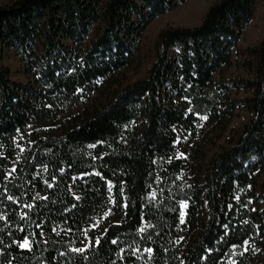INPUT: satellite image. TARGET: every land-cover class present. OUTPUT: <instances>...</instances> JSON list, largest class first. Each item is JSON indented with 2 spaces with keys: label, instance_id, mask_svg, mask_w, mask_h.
<instances>
[{
  "label": "trees",
  "instance_id": "16d2710c",
  "mask_svg": "<svg viewBox=\"0 0 264 264\" xmlns=\"http://www.w3.org/2000/svg\"><path fill=\"white\" fill-rule=\"evenodd\" d=\"M187 1L0 6V264H264V38L227 75L256 0L165 29L148 77L121 81L146 28ZM241 108L242 133L197 165Z\"/></svg>",
  "mask_w": 264,
  "mask_h": 264
},
{
  "label": "rangeland",
  "instance_id": "374dc122",
  "mask_svg": "<svg viewBox=\"0 0 264 264\" xmlns=\"http://www.w3.org/2000/svg\"><path fill=\"white\" fill-rule=\"evenodd\" d=\"M17 0H0V6L9 4ZM218 0H188L184 5L176 10L164 14L155 19L145 30L141 42V51L137 55L136 64L134 67L122 72L121 81L124 84L135 83L139 80L148 77L149 72L156 60L158 38L162 31L168 28H195L199 26L209 9ZM264 38V0H256L255 13L248 24L242 39L236 49L233 50V67L228 71L229 77L246 76L239 68L238 63L241 61L240 54L247 49L258 46ZM3 63L10 68L12 79L17 82L28 83L25 75L24 65L16 56L13 50H5L2 54ZM249 94L240 92V97H246ZM94 101L89 102L83 108H76L71 115L81 113L83 110L91 107ZM251 114L245 108L239 109L233 119L230 120L227 130L215 133L212 140L200 152V159L197 160V165L201 162L206 163L214 155L218 154L223 148L229 147L235 142L246 124H248ZM47 127H57L56 125H47ZM178 155L182 158H188L193 161V157L198 154L189 146L179 145L177 147ZM264 185V172L260 177L259 186ZM260 189V188H259ZM261 190V189H260ZM184 205V204H183ZM184 211L186 208H183Z\"/></svg>",
  "mask_w": 264,
  "mask_h": 264
},
{
  "label": "snow or ice",
  "instance_id": "6c2138e0",
  "mask_svg": "<svg viewBox=\"0 0 264 264\" xmlns=\"http://www.w3.org/2000/svg\"><path fill=\"white\" fill-rule=\"evenodd\" d=\"M201 119L206 120L207 117L203 116V117H201ZM182 207L183 208H187V204L182 205ZM182 216H183V213H182ZM181 222H183V220ZM96 243L98 244L99 241H96ZM113 243H115V241H113ZM19 247L22 248V249H29L30 250V241L27 238H25L23 240V242L21 244H19ZM75 251L78 252V253H83L84 249H76ZM148 251H151V250L149 249Z\"/></svg>",
  "mask_w": 264,
  "mask_h": 264
}]
</instances>
